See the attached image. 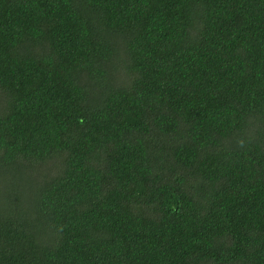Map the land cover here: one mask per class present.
<instances>
[{"label": "trees", "instance_id": "16d2710c", "mask_svg": "<svg viewBox=\"0 0 264 264\" xmlns=\"http://www.w3.org/2000/svg\"><path fill=\"white\" fill-rule=\"evenodd\" d=\"M0 264H264V0H0Z\"/></svg>", "mask_w": 264, "mask_h": 264}]
</instances>
